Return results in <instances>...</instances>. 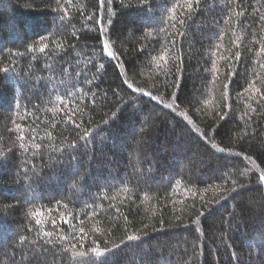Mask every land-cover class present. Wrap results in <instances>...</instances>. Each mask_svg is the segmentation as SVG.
Masks as SVG:
<instances>
[{
	"label": "trees",
	"instance_id": "obj_1",
	"mask_svg": "<svg viewBox=\"0 0 264 264\" xmlns=\"http://www.w3.org/2000/svg\"><path fill=\"white\" fill-rule=\"evenodd\" d=\"M177 3L0 0V264H264V0Z\"/></svg>",
	"mask_w": 264,
	"mask_h": 264
},
{
	"label": "snow or ice",
	"instance_id": "obj_2",
	"mask_svg": "<svg viewBox=\"0 0 264 264\" xmlns=\"http://www.w3.org/2000/svg\"><path fill=\"white\" fill-rule=\"evenodd\" d=\"M66 2L70 4V3H71V0H66ZM148 2H149V0H142V3L147 4ZM101 3H103V0H101ZM195 5H196L197 7H199V5H200V0H195ZM149 7H150V5H149ZM193 7H194V6H193V0H185V3H183V4H180V3L174 4V5L172 6V8L169 10L170 13H171V15L168 17V19H169L170 21H171V20H176V19H177V17H176V11H177L178 8H184V9L187 10L188 13H191L192 10H193ZM64 11L66 12L67 9H64ZM234 14H236V13H234ZM89 18H91V17H89ZM189 18H190V16H189ZM61 19H63V17H61ZM229 20H231V17H229ZM109 23H110V21H109ZM179 23H180L181 25H183V24H184V20H183V19H180V20H179ZM102 31H103V29H102ZM161 31H163V29H161ZM148 35H152V33L150 32V33H148ZM180 35H183V33H180ZM173 43H174V41H173ZM103 46H104V50L107 51V55H108L109 57L115 58V54H114V52L108 50V49H109V42H108L107 40L104 41V45H103ZM45 47H47V46L45 45L44 47H41L40 51L43 52L44 49H45ZM167 51H168V50L165 49V53L160 57V59H166ZM260 51H261V52H264V47H262V48L260 49ZM238 58H239V54H237V59H238ZM101 67H102V65H101ZM261 67L264 68V64H261ZM8 71H9V69H7V68L0 69V72L7 73ZM257 78H259V77H257ZM255 84H256V81L253 80L252 83L249 84L248 88L245 89V91H248L249 89H252L253 91L259 93V92H260V89L257 88V87H255ZM129 88H131V85H129ZM148 95H151V93H148ZM261 95L264 96V93H262ZM173 99H175V97H173ZM55 111H56V110L53 109V112H54V113H55ZM74 115H76L75 112H73L71 115H68V116L66 117V119H67L68 121H71V122L75 123V121L72 120V116H74ZM13 123H15V122L13 121ZM105 123H107V121H105ZM77 126H79V125H77ZM16 128H17V130H19V129H20V125H16ZM92 131H95V130H94V129H93V130H88V129H86L84 135H82V136L80 137V140L86 142V141H87V138L91 135V132H92ZM18 139L21 140V141H23V140L25 139V137H24V135L21 133L20 136L18 137ZM34 146H35L37 149H39V148L41 147V145H39V144H36V145H34ZM20 147H21V148H24V145L21 144ZM71 147L75 148V147H76V144L73 143V144L71 145ZM25 150H27V149L25 148ZM221 151H223V149H221ZM259 181L264 182V173L260 174V176H259ZM235 183H236V182L233 181V184H235ZM123 191H124L125 193H127V192H129L130 190H129L128 188H124ZM58 203H60V202H58ZM63 206H64L65 208L67 207V205H63ZM49 211H51V210H49ZM57 211H58V209H57ZM117 211H119V209H117ZM30 214H31L33 217H35V216H37V215H42V213H39V212H37V213H30ZM93 214H94V213H93ZM62 222H63V223H68V220H67V219H64ZM197 222H198V221H197ZM35 223H36L37 225H41V224H42V221H41L40 219H36V220H35ZM51 223H52L53 227H55V225H56V221H55V220H52ZM79 231H80L81 233H83V232H84V228L81 227V228L79 229ZM39 234H40L41 236H43V237H48V238H51L52 235H53L52 232L43 231L42 229H41V231H40ZM74 238H75V237H73V239H74ZM81 238H82V237H81ZM61 239H63V240H67V239H69V237H67V236H63V237H61ZM127 239H128V241H138V240L141 239V237L138 236V235L133 234V235H129V236L127 237ZM47 242H48V243H52V241H51L50 239H49ZM93 244L95 245V247H92V248H91V253L93 254V257L96 258V259H99L100 257H106L108 254H110V253L112 252V249H108V248H103V249H101L100 246H99V244H98L95 240L93 241ZM73 247H74V246H73ZM114 247L119 248V245H116V246H114ZM76 255H77L78 257H80V258H84V257L87 256V253H85V252H79V253H77ZM82 264H87V262H86V261H83V259H82Z\"/></svg>",
	"mask_w": 264,
	"mask_h": 264
}]
</instances>
